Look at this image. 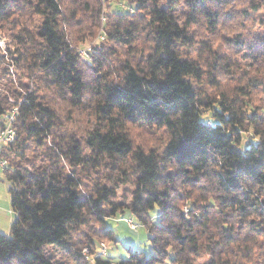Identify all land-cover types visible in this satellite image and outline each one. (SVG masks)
Here are the masks:
<instances>
[{
    "label": "trees",
    "instance_id": "trees-1",
    "mask_svg": "<svg viewBox=\"0 0 264 264\" xmlns=\"http://www.w3.org/2000/svg\"><path fill=\"white\" fill-rule=\"evenodd\" d=\"M118 1L126 8L106 15L104 41L82 57L67 31L92 35L100 5L0 0V119L18 107L16 136L0 151L14 215L0 233V264H264V101H252L264 96V18L262 32L242 33L264 0ZM222 29L241 36L233 41L258 73L203 100L197 84ZM114 46L126 52L116 74ZM213 62V72L232 70L220 55ZM42 90L92 108L81 141ZM131 127L158 142L135 145ZM102 165L122 179L92 177ZM126 183L130 199L114 201ZM124 212L146 228L153 253L110 261L95 236L115 242L106 219Z\"/></svg>",
    "mask_w": 264,
    "mask_h": 264
},
{
    "label": "rangeland",
    "instance_id": "rangeland-1",
    "mask_svg": "<svg viewBox=\"0 0 264 264\" xmlns=\"http://www.w3.org/2000/svg\"><path fill=\"white\" fill-rule=\"evenodd\" d=\"M121 3L123 2H117V0H100L99 2H96V0H91V2L88 4V7L92 10L93 13L96 12L97 7L100 5L101 12L97 20V27L92 29V35L87 36L86 39L83 40H78V37H80L79 35H81V29L70 27L67 32L70 34L69 39L72 41V44H75L77 48L81 47L82 49H86L88 46H92V51L93 47L96 46V44H100L101 41H104V39L99 38V29L102 24V16H105V20L103 23L104 26L106 23V15L110 13V11L118 10V5ZM86 13L87 15H89V11H85V15ZM251 17L254 18L251 19L254 26L252 28L248 26V31L242 32L243 35H245V33L250 32L251 30L255 33L262 32L261 23L264 18L263 11H260L258 14L251 13ZM251 20L249 19L248 21ZM91 23L92 22H89L88 24ZM196 31L198 32L199 39H206V41H208V35L205 33L203 27L197 26ZM228 31L229 29H222L217 36L218 38L214 40V47L212 53L210 54L209 58H207V67H205V69L203 70V78L197 84V89L201 94L203 100H214V97L215 95L217 96L218 91L224 92L225 90L227 92L234 93L236 85L244 83L247 77L254 75V73H258V71L254 70L253 67L255 61L250 62V60L247 58V55L243 52L244 48H241L238 43H235L233 41L236 37L240 38L241 36L237 34V32L228 33ZM5 42L6 41L4 36L1 35L0 47L5 48ZM114 51L115 53L111 55L110 59V63H115V67H110V70L113 71V74L117 72V70H119L118 63L123 60L126 53L125 48L121 46H114ZM96 52L98 51L96 50ZM201 54L203 58L206 59V56L208 55L207 52H204L202 50ZM217 55H220L222 57L223 62H228L233 65L230 73H225L224 67H222V69L217 70V72H213L214 66H216L213 60L217 57ZM12 69L13 67L12 65H10L11 72ZM214 84H218V87L213 88L212 86ZM42 93H44V95H46L48 99L51 100V103L57 109L59 119L62 122V125L68 126L70 130L75 134V137H77V139L81 141L84 135V130L89 128L94 120L92 108L87 107V104L75 107L71 105L68 101L62 100L61 98L57 97L54 94V91L49 92L47 90H42L41 94ZM252 101L253 105L257 107L256 105H261L264 101V96H262V94L257 90L252 98ZM202 117L205 120L210 119V112L207 111L206 108H203ZM130 133L135 145L143 144L147 146L149 144L158 142L157 136H155L153 133H149L145 130H141L136 127H131ZM248 135V133L245 134L244 140H247L248 138H253L252 136ZM94 175H96L100 180H102L105 176H108L111 179V182L109 183H112L115 179L120 180L122 178L118 177L123 176L120 169H112L104 165L99 168L97 173H93L92 177ZM8 188L9 182L5 177L4 170L0 168V233H8L10 224L14 216L10 208V196ZM130 189H132L130 184H120L117 194L113 198V200L126 203L131 196ZM127 218H130L133 224H135L134 228L130 227L127 222ZM97 227V223L92 220L89 223V227L86 229L91 230L92 233H94L97 231ZM106 227L112 229L113 235L117 240L115 242H107V240L102 236H95V241H97L95 252L98 250V247H100V244L104 243L108 247L107 254H104V256L110 261H117L127 256L129 250L142 251L146 256L153 253V249L148 240V231L143 225L139 224L135 217H133V215H131L130 213H118L116 216L108 217L106 219ZM74 239H76V237H74ZM81 253L84 255L85 260L91 261V256H87L88 249L86 246L81 249ZM162 264H169V261L167 260Z\"/></svg>",
    "mask_w": 264,
    "mask_h": 264
},
{
    "label": "built area",
    "instance_id": "built-area-1",
    "mask_svg": "<svg viewBox=\"0 0 264 264\" xmlns=\"http://www.w3.org/2000/svg\"><path fill=\"white\" fill-rule=\"evenodd\" d=\"M119 6L122 9L126 8L125 4H119ZM104 20H105V16H102V24L99 29L100 39H104L105 37V29L103 26ZM91 49L92 46H88L86 49H82L81 47L77 48L79 55L82 57H85L88 55V53L92 52L93 50L91 51ZM17 115H18V107L15 106L10 111L5 113L0 119V150L2 147L12 142L16 136V129L14 128L13 123ZM7 166H8L7 160L4 157L0 156V168L4 170ZM127 222L131 228L135 227V224H133L130 218H127ZM107 250L108 247L104 243H101L99 247V254L104 255L106 254Z\"/></svg>",
    "mask_w": 264,
    "mask_h": 264
}]
</instances>
